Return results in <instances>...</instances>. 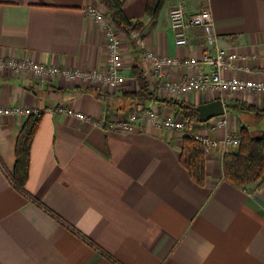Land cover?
<instances>
[{
    "label": "crops",
    "instance_id": "1",
    "mask_svg": "<svg viewBox=\"0 0 264 264\" xmlns=\"http://www.w3.org/2000/svg\"><path fill=\"white\" fill-rule=\"evenodd\" d=\"M120 2L129 20L143 24L148 50L182 59L212 49L199 29L188 32L187 46H176L171 9L184 6L188 16L209 9L218 46L247 58L227 76L264 80V0H167L155 21L146 14L148 0ZM89 7L105 9L99 0H0V57L104 68L106 38L86 14ZM129 37L121 34L127 81L118 91L67 81L42 87L32 77L0 72V108H37L42 116L31 147L29 196L12 182L28 117L0 116V264H264V185L243 190L223 177L225 155L239 148L219 147L206 157L201 186L180 161L189 131L162 135L149 124L110 131L54 112L73 108L110 122L140 107L130 96L139 89L135 68L146 77V64ZM185 74L179 69L169 77L179 81ZM215 100L223 101L232 131L264 134V95L201 92L174 99L196 107ZM155 105L176 116L167 104ZM212 122L194 124L193 132L208 131Z\"/></svg>",
    "mask_w": 264,
    "mask_h": 264
},
{
    "label": "built area",
    "instance_id": "2",
    "mask_svg": "<svg viewBox=\"0 0 264 264\" xmlns=\"http://www.w3.org/2000/svg\"><path fill=\"white\" fill-rule=\"evenodd\" d=\"M86 14L104 31L108 52L104 68L68 69L19 57H0V72L7 73L12 78L32 77L42 87H46L55 81H67L98 87L106 91L120 90L127 81L123 74L124 60L121 34L114 27L106 9L89 7ZM169 17L176 46H187L188 32L199 29L203 32L206 48L212 50L203 53L198 58L182 59L158 56L147 49L142 32H132L129 37L130 42L141 51L142 61L146 64L145 75L148 79L149 88L151 92H155L158 98L174 100L188 94L201 92L225 95L240 93L264 95V80L227 76L229 72L236 70L238 62L246 61L247 58L218 46V36L209 9L188 16L184 6H177L171 9ZM179 69L186 71L184 79L177 81L169 77L171 71ZM244 70L250 72L249 68ZM261 73L264 76V62ZM54 112L65 113L70 118L90 122L110 131L129 133L144 124H149L162 135L165 132L185 135L188 131L186 120L182 115L176 114V116L168 117L161 113L154 102L130 110L123 118L110 122L91 118L73 108L59 107ZM40 114L41 112L37 108L22 106L0 108V116L29 117ZM212 121L208 131L194 132L195 139L203 146L205 157H210L219 147L225 149L239 148L241 144L240 134L238 131L234 132L229 128L227 117L224 115ZM226 128L228 132L223 138H220L218 133Z\"/></svg>",
    "mask_w": 264,
    "mask_h": 264
},
{
    "label": "trees",
    "instance_id": "3",
    "mask_svg": "<svg viewBox=\"0 0 264 264\" xmlns=\"http://www.w3.org/2000/svg\"><path fill=\"white\" fill-rule=\"evenodd\" d=\"M99 1L105 7L108 17L120 34L129 37L134 31H143L142 23L133 22L125 16L123 3L120 0ZM166 1L148 0L146 7L147 16L153 21L157 20ZM134 74L139 84V89L137 92L131 93L132 102L141 106L149 102L164 103L171 107L176 114L185 118L189 132L183 140L180 161L189 172L191 178L198 185H204L206 181V157L203 146L195 139L194 129H192L194 124L202 123L199 120L197 107L170 99L158 98L155 92H151L143 70L135 68ZM238 108L244 112L260 114L257 109L251 106H239ZM41 122V115L29 116L17 139L16 166L12 175V182L16 188L27 196L29 195L25 188L29 177L31 147ZM240 137L241 144L238 151L226 154L224 157V180L243 190H247L254 184L262 186L264 185V134L254 137L246 127H241Z\"/></svg>",
    "mask_w": 264,
    "mask_h": 264
},
{
    "label": "water",
    "instance_id": "4",
    "mask_svg": "<svg viewBox=\"0 0 264 264\" xmlns=\"http://www.w3.org/2000/svg\"><path fill=\"white\" fill-rule=\"evenodd\" d=\"M199 120L208 123L211 120L225 115V105L222 100H215L197 107Z\"/></svg>",
    "mask_w": 264,
    "mask_h": 264
},
{
    "label": "rangeland",
    "instance_id": "5",
    "mask_svg": "<svg viewBox=\"0 0 264 264\" xmlns=\"http://www.w3.org/2000/svg\"><path fill=\"white\" fill-rule=\"evenodd\" d=\"M257 125H259V123Z\"/></svg>",
    "mask_w": 264,
    "mask_h": 264
}]
</instances>
